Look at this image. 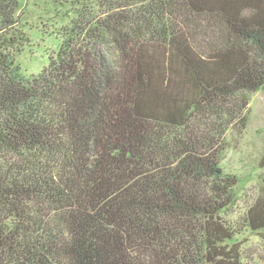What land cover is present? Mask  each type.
Instances as JSON below:
<instances>
[{
  "label": "trees",
  "instance_id": "obj_1",
  "mask_svg": "<svg viewBox=\"0 0 264 264\" xmlns=\"http://www.w3.org/2000/svg\"><path fill=\"white\" fill-rule=\"evenodd\" d=\"M77 4L27 76L0 0V264H259L264 179L234 220L222 160L264 89V0Z\"/></svg>",
  "mask_w": 264,
  "mask_h": 264
},
{
  "label": "rangeland",
  "instance_id": "obj_2",
  "mask_svg": "<svg viewBox=\"0 0 264 264\" xmlns=\"http://www.w3.org/2000/svg\"><path fill=\"white\" fill-rule=\"evenodd\" d=\"M17 12L29 43L16 55L18 64L27 75L41 72L49 63V57L58 51L61 34L71 26L79 11L77 0H19ZM250 123L243 132L230 130L228 147L222 167L238 178L239 202L232 215L238 220L260 196L263 187L264 168V89L251 96ZM240 244L245 254L252 255L263 264L264 233H243Z\"/></svg>",
  "mask_w": 264,
  "mask_h": 264
}]
</instances>
